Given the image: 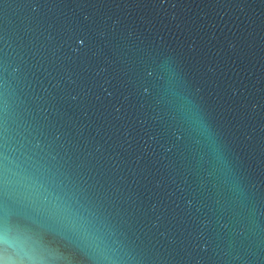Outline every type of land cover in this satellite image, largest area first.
Segmentation results:
<instances>
[{
	"label": "water",
	"instance_id": "water-1",
	"mask_svg": "<svg viewBox=\"0 0 264 264\" xmlns=\"http://www.w3.org/2000/svg\"><path fill=\"white\" fill-rule=\"evenodd\" d=\"M0 264H264V0H0Z\"/></svg>",
	"mask_w": 264,
	"mask_h": 264
}]
</instances>
